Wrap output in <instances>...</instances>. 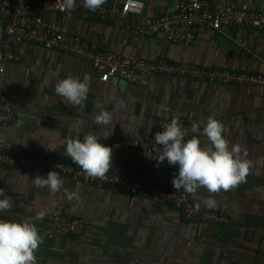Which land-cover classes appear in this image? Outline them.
Segmentation results:
<instances>
[{"label": "crops", "instance_id": "crops-1", "mask_svg": "<svg viewBox=\"0 0 264 264\" xmlns=\"http://www.w3.org/2000/svg\"><path fill=\"white\" fill-rule=\"evenodd\" d=\"M144 15L158 17L175 10L177 0H143ZM215 2L221 0H212ZM239 7L259 11L264 0H230ZM116 0H106L112 7ZM68 29L82 32L97 50H109L131 59H167L206 68L264 73V32L226 27L208 30L192 46L163 38L137 36L100 15L79 18L72 13L50 14ZM91 75L83 106H72L55 93V85L68 75ZM4 93L17 117L0 129V150L53 155L72 160L65 152L69 139L93 133L113 149L112 167L125 163L124 149L149 141L160 120L183 118L203 129L209 116L226 125V137L247 150L250 161L246 181L230 190L209 193L199 189L193 200L201 207L224 213L220 225L189 222L170 206L115 188L97 189L58 173L65 187L79 193L69 202L61 190L50 193L33 184L49 170L19 171L0 168V189L13 200V208L0 219L22 222L37 211L35 221L44 237L36 250L37 264H264V87L216 85L179 77L156 75L140 85L120 79L103 83L88 63L61 52L24 44L19 60L6 66ZM102 110L113 113L111 124L97 125ZM109 135L107 138L103 136ZM207 143V138H199ZM179 172V165H175ZM110 168V169H111ZM131 171L132 167L127 164ZM215 206L205 204L207 198ZM3 197H0L2 199ZM61 210L83 218L86 232L79 237H48L50 216Z\"/></svg>", "mask_w": 264, "mask_h": 264}, {"label": "built area", "instance_id": "built-area-1", "mask_svg": "<svg viewBox=\"0 0 264 264\" xmlns=\"http://www.w3.org/2000/svg\"><path fill=\"white\" fill-rule=\"evenodd\" d=\"M63 0H0V129L12 124L17 117L4 93L7 82L6 66L19 60L24 44L61 52L88 63L99 73L103 83L120 79L140 85L156 75L179 77L216 85H245L264 87V73L234 71L227 68H206L196 64L174 63L167 59H131L109 50H97L82 32L68 29L58 18L48 20L50 14L72 13L79 18L94 15L113 18L127 31L145 38H163L184 47L192 46L208 30L221 31L238 27L247 31L264 32V9L250 11L230 0H177L175 10L158 17L144 15L143 0H116L112 7L102 6L95 12L76 0L73 11L62 10ZM170 120H160L151 140L124 149L125 163L111 168L103 178L89 177L72 160L53 155L12 153L0 150V168L19 171L44 169L56 171L77 183L97 189L115 188L126 195H140L156 204L170 206L189 222L220 225L227 221L224 213L199 206L192 195L183 189L176 191L172 180L179 172L167 160L158 162L161 146L155 134L163 131ZM188 132L185 138L202 137V130L193 132V124L178 119ZM127 164L132 167L131 171ZM86 232L83 218H71L61 210L49 218L48 237H79Z\"/></svg>", "mask_w": 264, "mask_h": 264}, {"label": "clouds", "instance_id": "clouds-1", "mask_svg": "<svg viewBox=\"0 0 264 264\" xmlns=\"http://www.w3.org/2000/svg\"><path fill=\"white\" fill-rule=\"evenodd\" d=\"M84 7L95 12L106 0H83ZM76 0H63L62 10L73 11ZM92 77L85 73L83 79L68 75L55 85V93L69 105L83 106L88 98ZM113 113L102 110L95 116L97 125H109ZM163 131L155 134V143L161 146L158 162L165 159L170 165H179V173L172 180L176 191L183 189L194 198L199 189L215 194L227 191L246 181L250 161L246 159L247 150L240 144H232L226 137V125L213 116H209L203 127L202 135L207 138L203 143L199 137L185 139L188 132L177 118L162 126ZM193 132H199V124H193ZM109 135L103 136L107 138ZM102 137L93 133L69 139L65 152L72 161L80 166L89 177L103 178L112 167L113 149L102 144ZM33 184L47 188L50 193L63 190L69 202L78 200L79 193L65 187V180L56 171H50L47 177L37 175ZM0 212L13 208V200L0 189ZM208 207L216 201L209 197L205 200ZM46 213L37 211L34 217H24L22 222L0 219V264H37L36 250L44 237L39 233L35 221H42Z\"/></svg>", "mask_w": 264, "mask_h": 264}]
</instances>
